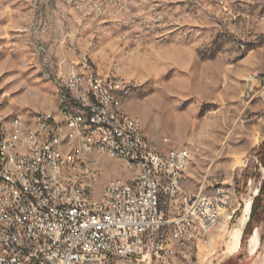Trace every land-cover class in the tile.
Instances as JSON below:
<instances>
[{
	"label": "rangeland",
	"instance_id": "obj_1",
	"mask_svg": "<svg viewBox=\"0 0 264 264\" xmlns=\"http://www.w3.org/2000/svg\"><path fill=\"white\" fill-rule=\"evenodd\" d=\"M38 47L53 65L86 60L131 81L122 108L139 120L150 146L190 152L184 192L230 189V218L178 243L177 264H264V0H0L1 121L54 111ZM253 74L263 81L248 82ZM121 166L98 157L96 194L113 178L129 179ZM250 200L231 254L229 235L244 224Z\"/></svg>",
	"mask_w": 264,
	"mask_h": 264
},
{
	"label": "built area",
	"instance_id": "obj_2",
	"mask_svg": "<svg viewBox=\"0 0 264 264\" xmlns=\"http://www.w3.org/2000/svg\"><path fill=\"white\" fill-rule=\"evenodd\" d=\"M37 51L55 80L54 105L71 106L74 134L90 136L76 122L75 105H82L92 124H99V147L111 157L126 155L121 167L134 169L136 180L113 178L96 194L101 170L91 183H83V175L78 180L60 177V171L52 173V164L61 167L68 157L55 155L57 138L65 136L50 132L48 140H39L38 133L37 149L25 157L31 160L27 175L0 166L9 180V192L0 198V264H112L115 259L177 264L170 258V242L208 234L231 208L230 189L184 192L182 179L191 158L186 148L153 149L141 123L122 114L118 96L126 94L107 73L86 60L65 69L49 62L44 47ZM262 81L255 74L248 80ZM34 115H42L43 123L53 120L41 112ZM13 153L8 141L0 158L13 162Z\"/></svg>",
	"mask_w": 264,
	"mask_h": 264
},
{
	"label": "bare ground",
	"instance_id": "obj_3",
	"mask_svg": "<svg viewBox=\"0 0 264 264\" xmlns=\"http://www.w3.org/2000/svg\"><path fill=\"white\" fill-rule=\"evenodd\" d=\"M47 75L52 81L56 92L54 77L50 76L49 73ZM108 76L113 82H117V87H121V94H126V96H118V104L122 107L124 100L131 94L134 85L131 81H126L113 73H108ZM128 86H130V89ZM69 113H71V106L60 108L59 105H54L53 112H41L43 115L53 117V120H45L44 123L42 115L28 117L18 115L9 121L0 120V151H6L8 141L12 151H14L13 162L8 157L0 158L1 168L10 170L11 173H18L19 170V175H27L31 171V160H25V157L33 155V151L37 149V134L39 133V140H48V133L50 132L65 136V139L57 138L55 155L68 157L62 158L61 167L60 163L52 164V173H59L60 171V177H65L67 180H78L83 175V183H91L96 172L100 170L97 167V159L101 156L126 166V155L111 157L108 149L99 147V124H92V118L88 116V109L85 106L75 105L76 122L78 125H82L85 131H90V136H84V139L74 134V127L70 123V116H68ZM122 114L128 115L131 121L140 123L137 118L126 113L123 108ZM42 131L43 133H41ZM83 146H89V148H83ZM126 170L130 174L128 180H136L134 169ZM8 192L9 180L7 176L0 173V198L6 196ZM222 216L229 219L230 213L223 212ZM243 226L244 224L238 225L229 235L227 250L231 254L236 253L240 248ZM189 240H192L191 236H182L180 243ZM250 242L253 243L252 247L249 246L250 250H256L258 240L255 234L251 237ZM177 244L178 242H170V258H175Z\"/></svg>",
	"mask_w": 264,
	"mask_h": 264
},
{
	"label": "flooded vegetation",
	"instance_id": "obj_4",
	"mask_svg": "<svg viewBox=\"0 0 264 264\" xmlns=\"http://www.w3.org/2000/svg\"><path fill=\"white\" fill-rule=\"evenodd\" d=\"M250 208H251V200L245 205V207L242 210V217L243 218L242 217L241 218L244 221V225H245V223L247 222V220L249 218ZM242 234H243V232H242ZM253 236H254V234L251 237H253ZM241 237H242V235H241Z\"/></svg>",
	"mask_w": 264,
	"mask_h": 264
},
{
	"label": "trees",
	"instance_id": "obj_5",
	"mask_svg": "<svg viewBox=\"0 0 264 264\" xmlns=\"http://www.w3.org/2000/svg\"><path fill=\"white\" fill-rule=\"evenodd\" d=\"M261 148L264 149V143L262 144ZM252 216V215H251ZM248 228V227H247ZM247 230V229H246ZM244 234H246V231L244 232Z\"/></svg>",
	"mask_w": 264,
	"mask_h": 264
}]
</instances>
